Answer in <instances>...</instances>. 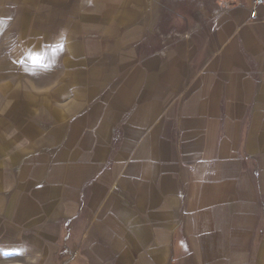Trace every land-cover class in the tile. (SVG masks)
Returning a JSON list of instances; mask_svg holds the SVG:
<instances>
[{"label": "crops", "instance_id": "1", "mask_svg": "<svg viewBox=\"0 0 264 264\" xmlns=\"http://www.w3.org/2000/svg\"><path fill=\"white\" fill-rule=\"evenodd\" d=\"M158 4L24 0L60 80L0 136L2 232L70 221L75 264H264V5L198 0L202 39L148 53Z\"/></svg>", "mask_w": 264, "mask_h": 264}, {"label": "rangeland", "instance_id": "2", "mask_svg": "<svg viewBox=\"0 0 264 264\" xmlns=\"http://www.w3.org/2000/svg\"><path fill=\"white\" fill-rule=\"evenodd\" d=\"M39 1L43 3V0ZM197 1L158 0L159 4L153 7L155 13L148 15L152 29L142 32V36L148 38V46L144 49L148 53L159 49L151 43L155 39L168 41L194 37L200 41L203 37V16H192L191 20L194 22L197 19L201 30H188L191 17L188 10ZM23 2L0 0V136L6 137L12 135L15 120L38 113V104L49 98L45 89L48 90L60 80L59 63L53 56L51 62H46L41 60L42 57H33L27 53L34 47L32 43H37L35 49L41 52L49 50L44 45L50 39L45 37L46 31L43 28L51 16L35 14L34 10L25 13L27 9L22 7ZM166 44L168 46L165 45L164 49H169L171 43ZM5 193L0 191L1 199L9 197ZM20 209L0 206V223L7 215L8 223L12 226V213ZM5 211H8L7 214ZM32 218L31 223H18V238L9 237L8 230L2 232L0 227V264H75L72 260L75 257L72 223L63 221L41 224L38 217ZM16 226L17 223H14L13 227ZM5 235L9 238L5 239Z\"/></svg>", "mask_w": 264, "mask_h": 264}, {"label": "built area", "instance_id": "3", "mask_svg": "<svg viewBox=\"0 0 264 264\" xmlns=\"http://www.w3.org/2000/svg\"><path fill=\"white\" fill-rule=\"evenodd\" d=\"M253 4H254V10L252 13V17L254 18L256 16V11L255 8L259 7V6H263L264 5V0H252Z\"/></svg>", "mask_w": 264, "mask_h": 264}]
</instances>
